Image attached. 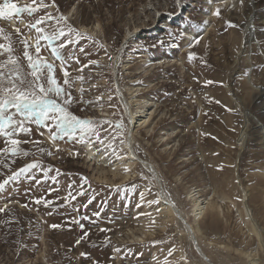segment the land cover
<instances>
[{"label":"rangeland","instance_id":"rangeland-1","mask_svg":"<svg viewBox=\"0 0 264 264\" xmlns=\"http://www.w3.org/2000/svg\"><path fill=\"white\" fill-rule=\"evenodd\" d=\"M13 2L23 7L31 0ZM56 4L58 11H48L67 17V24L80 33L82 26H100L97 36L83 33L91 40H79L69 48L79 57L78 64L72 62L67 68L74 98L81 100L79 90L84 89L82 102L73 103L70 111L81 119L110 121L103 125L108 133L102 131L101 136H108L104 143L111 147L98 152L99 145L69 143L65 137L56 142L61 149L57 152L46 139L47 130L40 129L45 133L41 136L35 125L30 137H19L39 140L40 147L54 154L41 155L33 144H22L35 155L18 157L15 163L7 159L10 169L0 166V182L34 160L42 167H52L49 176L56 175V169L61 174L56 176L58 183L47 180L38 185L21 177L0 191V208L5 209L0 212V264H200L190 240L180 235L179 224L165 222L168 219L159 210L162 200H168L194 227L186 199L192 191L204 201L228 198L226 205L220 202L216 218L206 214L198 222L196 238L205 254L216 264H246L227 250L217 254L207 243L210 239L227 246L234 243L235 249L241 247L252 254L257 250V240L242 217L238 179L244 189L250 188L253 216L264 214V95L261 89L256 90L258 95L246 80L264 89V0H56ZM217 8L219 15L215 14ZM251 14L260 44L256 47L252 42L247 54L248 47L240 48L239 41ZM32 20L26 13L20 20L14 19L13 25L0 18V28L11 34L14 55L21 57L25 71L27 61L15 29L20 28L21 35L33 42L35 30L27 28ZM129 30L130 38L123 43ZM197 37L199 43H195ZM81 46L89 55L79 52ZM189 53L195 54L192 59ZM40 55L49 62L54 60L45 48ZM90 60L98 64H89ZM55 63L57 79L63 84L59 61ZM82 65L88 66L80 71ZM77 76L84 80L75 79ZM116 82L127 111L116 97ZM137 87L141 88L137 100L129 98L128 90ZM139 99L151 104L147 107L151 110L150 137L129 123L140 107ZM245 119L248 125L244 129ZM118 121L124 124L123 135L116 128ZM243 131L248 133L247 139L240 138ZM126 143L136 157L153 167L155 175L138 163L131 170L126 161L118 162L128 154ZM86 146L96 155L90 162ZM99 156L105 162L104 170L117 165L131 176L121 181L106 173L104 180L98 170ZM32 175L43 180L42 173L33 170ZM49 189L53 191L49 193ZM69 191L84 194L76 195L75 200L69 197L65 203ZM40 197L52 200L53 206L35 204L34 199ZM77 220L79 223L74 222Z\"/></svg>","mask_w":264,"mask_h":264},{"label":"snow or ice","instance_id":"snow-or-ice-1","mask_svg":"<svg viewBox=\"0 0 264 264\" xmlns=\"http://www.w3.org/2000/svg\"><path fill=\"white\" fill-rule=\"evenodd\" d=\"M241 3H243V0H241ZM49 8L59 10L56 0H51L50 3L46 0H31L23 7L18 6L13 0H3L0 3V18L12 23L14 19L20 20L21 14L26 13L29 17H33V20L27 24V28L29 31L35 30V39L30 42L31 37L21 35L20 28L15 29V33L21 37L19 43L23 45V59L27 61L28 71H25L24 66L21 64V57L14 55L15 50L12 45L11 34L0 28V41H8L7 44L0 42V58L6 57L0 59V138H3L4 141V147L0 148V166L6 169H10V164L5 162L7 159L15 163L18 157L35 155V153L23 149L22 144H33L41 155L52 156L54 154L49 149L40 147L42 142L39 140L19 139L21 135L31 136L32 125L36 126V130L41 136H44L45 133L40 129L47 130L46 139L56 147L57 152L61 149L56 142L65 140V137H67L69 143L87 141L90 147L99 145V147H96L98 152L101 149L106 151L107 148L111 147V144L105 145L104 143L108 136H101L102 131L108 133V129L104 128L103 125H110V121L81 119L70 111V106L73 103L82 102L84 89L79 90L81 100L75 99L71 92L70 73L67 68L72 62L78 64L79 57L76 55L75 50L69 51V48L77 45L79 40L85 38L91 40V37H86L85 34L67 24L68 18L64 15H53L52 12L48 11ZM41 12L43 14L38 15ZM215 14H220L219 8H217ZM42 41L44 43H41ZM195 43H199L198 37L195 38ZM99 46L103 47L102 44ZM42 48L50 51L51 56L54 58L52 62L40 55ZM30 49H33L34 52ZM65 52H67V55H65ZM79 52L89 55L82 46L79 47ZM194 55V53H189V59H192ZM55 61H59V68L64 77L63 84L57 79ZM88 63L97 65L98 61L90 60ZM87 66L82 65L80 71H83V68ZM75 79L83 81L84 77L77 76ZM207 83L213 82L208 81ZM96 100L98 102L100 97H97ZM84 103L91 104L93 102L86 101ZM116 128L120 129V134L123 135L124 124L122 121L116 122ZM113 151L115 150L113 149ZM33 170L42 173L43 180L36 179L35 175H32ZM52 171L51 166L42 167L40 161L34 160L16 171H11V174L0 182V191H3L5 186L10 183L19 181L21 177L35 180L38 185L47 180L58 183L56 176L61 174L60 170L56 169V175L49 176ZM84 182H86V178H82V183ZM71 188L72 185L70 184L69 189ZM48 191L51 193L53 189ZM83 194V191H79L76 195ZM76 195L69 191L63 199L67 203L69 197L75 200ZM143 195V193H140L141 199H143ZM34 203L52 207L54 202L40 197L35 198ZM148 203H159V201H148ZM23 207H27V205H23ZM4 210V208H0V212H4ZM96 215H99V213H96ZM84 218L87 219V217ZM74 222L79 223L78 220ZM51 227L56 228L58 225H52ZM80 227L83 228V225L81 224ZM101 231H104V229H101ZM116 251H119V249H116ZM171 254L172 250H169V255ZM81 255L86 254L82 253Z\"/></svg>","mask_w":264,"mask_h":264},{"label":"bare ground","instance_id":"bare-ground-1","mask_svg":"<svg viewBox=\"0 0 264 264\" xmlns=\"http://www.w3.org/2000/svg\"><path fill=\"white\" fill-rule=\"evenodd\" d=\"M181 10H179L180 12ZM73 16V14H72ZM174 17V16H173ZM253 15L251 14V16L248 19V24L245 28L244 34L243 36L240 38V48H244L245 46H247V54H250L251 52V44L252 42L255 43V46L258 47V45L260 44L258 41V37H257V33H256V28L255 25L253 23V19H252ZM261 22L264 24V19L261 20ZM11 25H13L11 23ZM167 26V24H166ZM101 31L100 26L98 24L95 25V28L89 29L87 27L82 26L81 27V32L82 33H86V34H90L92 36H97L98 33ZM137 31V30H136ZM131 31L129 30L128 33L124 34L123 37V43L126 42V40L128 38H130ZM123 45V44H122ZM122 49L124 47L121 46ZM121 49V50H122ZM259 51V50H258ZM249 85L253 86L255 89V92H257L256 90L261 89L262 94L264 95V89L261 88V86L254 84L252 81H250V79H247ZM115 93H116V97L118 99V101L120 103L123 104L124 106V110L127 111V106H126V102L124 103L123 100L124 96L123 93L120 89L119 84H117V82L115 83ZM253 89V90H254ZM141 92V88L137 87L134 90H128L127 95H129V98H136ZM258 95H260L259 92H257ZM96 98V97H95ZM134 100V101H136ZM264 100V97H263ZM140 107L138 110H136L135 113H133L130 116V124L132 126L133 129L138 128L139 130H142L144 133H146V135L148 137H150V131L147 130V128L149 127V120H150V115L148 114V111H151L150 109H148L147 107L151 106V104L147 103V101H143L141 99H139V101L137 102ZM123 109V108H122ZM245 113L247 115H249V112L246 110ZM102 116H105L103 114H101ZM246 120V119H245ZM248 125V120L245 121V128H247ZM259 128L263 127V124H260L258 126ZM247 132L243 131L240 133V138L241 137H245L247 139ZM47 137V135H46ZM125 149H127V153L123 159L121 160L120 158L118 159V162L121 163L123 161H126L127 167L131 170L137 168V165H141L148 173H150L152 176L154 173V169H152L153 167L150 166V164L145 161L142 160L139 157L135 156V153H133V151L131 150V148L128 147L127 143L125 146ZM86 155L89 156L90 161H92L93 158H95L96 155H94L93 150L89 147L86 146ZM92 157V158H91ZM96 159V158H95ZM98 170L100 171L99 174L102 176L101 178H103L104 180H106V176L105 174H111L113 176V179H118L120 178V180H125L128 179L131 175L129 174V172H125V171H121L119 170L118 166L116 165L113 169L106 171L104 170V160L102 156H99L98 159ZM138 163V164H137ZM117 164V162H116ZM152 167V168H151ZM107 169V168H106ZM124 169V168H122ZM129 171V170H128ZM237 176V174H235ZM238 179V176H237ZM155 184L156 186L159 184V180L156 179L155 177ZM238 184H239V188H240V198L241 199V213H242V217L244 219V223L245 226L247 227L248 232L253 235L256 240H257V250L256 253L252 254L250 252L247 251V249H242L241 247L238 249H235L234 243L230 244L229 246L227 245H222L220 242H216L214 240H208L209 242L207 243L208 248L210 249H214L216 251V253H222L225 250L229 251L231 254V257L237 256L239 255V257H242V259L246 260V264H264V214L259 215V217H257V215L253 216L252 210L250 209V205H249V197L251 194L250 188H246L244 189L241 184H240V179H238ZM196 192L192 191L187 193V197L186 199H188L189 203L191 204V208L192 210L190 211V218L193 220L195 226L191 227L188 223L185 222L184 217H182L180 210L177 208H175L168 200L164 201L162 200L161 204H160V211L163 214V217L166 220L165 222H176L177 224H179L180 229H179V233L181 236H183L185 239L190 240L192 248L194 249V255L196 256V258L199 260L200 264H216L210 257H208L204 250L201 248V246L198 244V240L196 238V234L200 233V229L198 227V222L202 221L204 218V215H208L210 217H217L218 211H220V204L223 203L224 205H226L224 203V201L228 198L221 196L220 201H216V202H210V201H204L206 199H199L200 196H196L195 194ZM221 202V203H220ZM264 204V202H263ZM222 210V208H221ZM225 210H228L227 207H225ZM223 215V212H222ZM164 224V223H163ZM164 227L166 226L165 224L163 225ZM163 227V228H164ZM181 256V253H180ZM195 264V263H192Z\"/></svg>","mask_w":264,"mask_h":264}]
</instances>
